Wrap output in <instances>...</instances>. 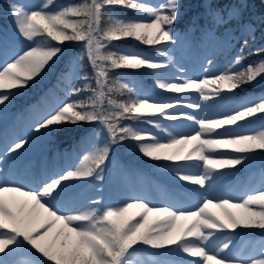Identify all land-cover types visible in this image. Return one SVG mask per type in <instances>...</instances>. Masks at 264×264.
Segmentation results:
<instances>
[{"label":"snow or ice","instance_id":"1","mask_svg":"<svg viewBox=\"0 0 264 264\" xmlns=\"http://www.w3.org/2000/svg\"><path fill=\"white\" fill-rule=\"evenodd\" d=\"M51 2L41 6L10 0L13 25L29 46L9 49L5 44L0 51V117L7 114L18 95L64 56L66 43L85 42L87 58L95 73V87L88 82L91 78L87 74L80 76L85 81L82 88L69 86L64 97L34 113L32 131L36 134L75 131L84 124L99 123L106 140L102 145L94 144L101 129H93L82 135L74 146V152L76 148L91 146L78 165L35 177L20 176L14 171L18 150H23L29 139L4 142L0 148V264H14L18 254L31 257L23 264H130L129 258L138 246L165 252L175 249L199 258L195 264L201 261L202 264H241V259L243 264H264V245L259 248L260 258H238L228 254L220 256L229 249L230 243H224L215 254H209L206 245L194 243V240L209 241L218 231L232 235L237 229L264 231V190L247 195L238 203L232 198H209L208 193L210 179L222 175L221 170L243 166L254 158L257 150H264V121L259 124L262 130H255L253 134L235 130L249 131L245 126L264 116V94L238 97V106L219 112V118H209L206 109L210 105L195 100L183 102L195 93H199L200 101H208L205 90L211 85H216L212 95L220 99L227 95L236 97L246 87H264V60L243 66L245 55H264V45L252 46L256 41L254 23L241 24L251 36V43L244 38L239 53L219 74L212 70L214 60L205 57L203 78H184L187 73L183 67L178 70V82H166L165 76L157 78L159 89L180 94L166 97L175 103H152L155 97L142 93L143 98L130 103L109 99L112 107L107 110L101 104L114 91L108 84L110 69L163 70L173 61L168 54L170 46L183 44L174 28L180 18L179 0H167L159 7L139 0H91V3L59 9L52 8ZM116 6L139 15H112L109 23L101 27L102 11ZM247 7V0H233L223 7L209 4L206 14L217 23L227 25L241 20ZM259 8L262 13L259 20L264 24V0H259ZM129 39L151 46L166 60L157 62L140 52L104 54L106 41ZM75 72V58L69 57L60 79ZM85 91L91 95L86 100L78 99ZM214 105L213 100L211 106ZM185 107L193 111L181 112ZM198 111L205 114L197 115ZM123 119L138 126L121 124ZM168 122H175L177 127H190L193 134L178 132ZM128 141H131L128 146L144 158L169 166L178 184L190 182L199 186L194 190L197 196L194 211L181 210L173 203L150 206L152 201L144 193L118 194L119 203L112 202L111 198L108 202L70 199L73 184L90 178L103 181L111 146ZM187 165L199 166V174L187 171ZM211 208L220 209L222 215L212 212ZM177 264H188V261Z\"/></svg>","mask_w":264,"mask_h":264},{"label":"rangeland","instance_id":"2","mask_svg":"<svg viewBox=\"0 0 264 264\" xmlns=\"http://www.w3.org/2000/svg\"><path fill=\"white\" fill-rule=\"evenodd\" d=\"M10 1V0H9ZM147 2L150 6L159 7L161 4L166 3L167 0H142ZM213 0H203V15L202 22H196L197 16L192 19L195 20V24H191L185 28H175L176 32L180 35L182 46H176L169 48V55L173 57V61L169 62V66L163 70H152L147 68H140L139 72H129L124 74L117 72L118 76L122 77L130 87H132L135 93V99L143 98L142 93H149L155 97V102H168L175 103L173 100L166 99V97H172L180 94L167 92V90H161L156 83L157 78L161 76L167 77L166 82H178L180 75L179 68L183 67L186 70L184 78H196L199 76L203 78L202 65L206 63V59L210 58L214 60L212 70L215 74H219L220 71L227 68L229 61H233L236 55L240 51V45L238 41L242 38H251L249 33L241 28V24L261 18L262 13L259 8V0H247L248 7L244 12L245 20H237L235 25H224L219 24L214 19L206 14L207 5L211 4ZM228 1V0H227ZM232 3L233 0H229ZM20 3L25 5H43L48 3V0H19ZM180 3V0H179ZM213 6V5H212ZM218 6V5H216ZM213 6V7H216ZM223 7V6H220ZM9 14L10 28L6 31H0V51L3 50V46L6 44L9 49H26L29 45L15 29L12 18ZM135 16L139 13L134 12ZM144 16L148 14L144 13ZM256 15V18H255ZM182 12L180 10V17ZM253 20V21H254ZM148 22V21H146ZM177 25V24H175ZM174 25V26H175ZM255 25V24H254ZM256 27V25H255ZM106 45L112 42H105ZM115 44V43H113ZM131 46L127 47L126 52H140L143 55L153 58L157 62H164L165 56L160 55L152 50L151 46L142 47V43L132 40ZM78 54L76 53L75 58L76 72L75 75H65L63 81V92L69 86H76L77 79L81 75V65H79ZM214 54V55H213ZM10 62V61H9ZM90 63V62H89ZM243 60V66H247ZM53 66V65H52ZM233 67H237L233 64ZM53 68L49 70L52 71ZM90 69L94 73L92 65L90 63ZM2 70V68H0ZM48 70V72H49ZM65 69H60L59 72L55 73L54 79H60L61 73ZM47 73V72H46ZM60 74V75H59ZM171 77H177L172 79ZM31 84L29 87H31ZM216 85L209 86L205 90V94L208 95V101H200L199 93L188 95L184 103L188 101H197L202 105H210L206 111L209 118H219L218 113L221 111L230 110L238 106V97L247 95L249 97L259 96L264 93L256 92L254 94H247L246 89L243 92H237L236 97L227 95L223 99L214 97L212 95ZM28 89V88H27ZM26 89V90H27ZM26 90L18 95L9 106L7 114L0 117V148H2L5 141H11L13 139L27 137L29 139L28 145L23 150H18V155L14 160V171L20 176H43L51 172H59L62 169L72 166L73 168L78 165L84 155L88 151H91V146H86L83 149H78L75 152L73 149H65L60 143H56V139L59 138L58 131L52 133L39 135L32 131V124L34 113L37 110L43 109L45 106L55 103L59 98L51 95L48 101H42L41 107L35 109L34 101L28 103L23 109L28 114L20 113L21 110H14V105L26 94ZM46 92V91H45ZM44 92V93H45ZM215 101V105L211 106V102ZM109 104L105 109L111 110ZM181 112H192V109L183 108ZM14 112V113H13ZM204 111H198L197 115H204ZM264 121V116L258 117V119L251 125H246L249 131H240V134H253L255 130H262L259 128V124ZM170 127L184 128L188 127H177L175 122H168ZM144 127H148L145 125ZM190 128V127H189ZM193 134L192 130L187 133ZM161 142H167L162 140ZM96 144V143H95ZM115 160L112 164L108 162V168L105 172L103 181L97 182L93 179H88L84 182H77L72 185L69 197L72 200L83 201L85 199L102 200L108 202L111 198L112 202L119 203L120 196L118 194L130 195L133 193H144L148 196L149 200L152 201L150 206L164 207L168 203L180 206L181 210L194 211L197 203V196L195 189L199 186L191 185L190 182H176V178L173 173L169 171V166L164 163L158 167L157 175L151 178L143 174H133L126 172L123 165L116 164ZM115 164V165H114ZM250 164L245 163L243 166H236L234 169H224L222 175H215L214 178L210 179V186L208 188L209 198L212 196L218 197L219 199L232 198L234 203L242 202L247 195L255 194L260 190H264V173L253 167H248ZM186 170L199 174V166L187 165ZM199 202L202 203V200ZM218 202V201H214ZM219 215H222L220 209H210ZM232 211H239L237 209H231ZM194 243L200 244V246H207L209 254H215L218 248H221L224 243H230L229 249L221 253L222 257L225 254L245 258L248 256H254L260 258L258 255L259 248L264 245L263 237H246L241 235L238 230L236 234L232 235L230 232H217L209 241L201 242L194 240ZM31 257L20 256L14 259V264H23L24 260L30 259ZM130 264H159L160 261H166L167 264H177L180 261H188V264H195L199 258H193L185 253L173 249L172 251L158 252L156 254H132L130 256ZM202 264V261H201ZM243 264V259H241Z\"/></svg>","mask_w":264,"mask_h":264},{"label":"trees","instance_id":"3","mask_svg":"<svg viewBox=\"0 0 264 264\" xmlns=\"http://www.w3.org/2000/svg\"><path fill=\"white\" fill-rule=\"evenodd\" d=\"M49 1V0H48ZM195 0H182L181 4H182V11L183 14H188L187 16V23H190V17H193V11L190 12V8L193 5V2ZM202 1L203 0H198V7L199 9H203L202 8ZM222 0H218L216 2H218V4H222L221 2ZM91 3V0H52L51 2V6L53 7H60L62 6L64 3V6H72L78 3ZM4 3L3 0H0V4ZM112 15H116V16H120V17H135V14H133V11L128 10L126 8H122V7H111V8H105L102 11V20H101V27H105L110 20V16ZM256 18V15H255ZM254 20V19H253ZM236 20L231 21L229 24L234 23ZM253 23L256 25V31H255V36H256V41L255 43L252 45L253 47L256 46H260V45H264V24L260 23L259 18H257L256 20L253 21ZM7 25V24H6ZM250 40L251 43V38H248ZM131 39L129 40H114L111 41L112 43H108L105 47V49L103 50L104 54L106 55L108 52H117V54H124L126 52V48L128 47L129 43H130ZM84 43L85 42H70V43H66L64 45V56L61 57L60 60L63 61V63H65V60L67 61L69 59L70 54H74L76 52L79 53V59H80V64L84 65V69H85V74H87L91 79L88 81L89 83L92 84L93 87H95V78H94V74L90 69V63L89 60L87 58V52L86 49L84 48ZM115 43V44H113ZM123 50V51H119V50ZM245 54L247 53V49L244 50ZM260 60H264V55H245L244 61L249 63L252 62H259ZM59 61V60H58ZM57 61V62H58ZM120 70V71H124V72H137L140 69H129V68H116V69H110L109 70V76H108V84L109 87L113 88L114 91H112L111 93H109L103 100V103L101 104V107L103 106H107L108 100L111 99L112 101L116 102V103H120V102H131L133 99H135V95L134 92L131 91L129 92L128 89H131L129 86H127L126 88L122 87L123 85H127L125 82L122 81V79L120 77H118V75H116V72ZM47 73H45L40 79L36 80L35 83H33V85L31 87H28V91L30 92V94H33V92L37 91L40 87V85L43 83V80L45 78ZM63 82H60V84H62ZM85 83V82H84ZM83 82L79 83L78 85H76V87H83ZM247 90V92H264V87H246L245 88ZM59 91V89H58ZM105 91H107V89H105ZM64 95V94H63ZM91 95L90 92L85 91L81 94V96L78 97V99H87V97ZM25 95H23L21 98H23ZM18 102V101H17ZM121 124H125V125H133V121L129 120V119H123L121 120ZM89 124H84L82 125L78 130L75 131H69L67 129L65 130H59L57 133L59 135L60 139H66L69 137L74 136L77 132L83 130L85 127H87ZM96 129H101V133L99 135H97L95 138L98 140L102 135H104V130L100 127H96ZM57 138V139H59ZM77 139V140H76ZM76 139H72L71 141L68 142V144H72V145H76L77 142L79 141L80 138L76 137ZM106 140V139H105ZM104 140V142H105ZM131 143V141L126 142L123 145H112L111 148L116 149L119 151V153L122 155V157L125 160H130L133 161L137 164H144L147 167L150 168L149 164L147 163H152L155 161H150L147 158H144L143 156H141L138 152H135L132 150V148H130L128 145ZM111 154V153H110ZM258 161L263 162L264 164V150H257L254 158L251 159L248 164H254ZM262 170H264V165L262 167ZM239 231L243 232V233H255V232H261V230L259 229H238ZM142 246H138L135 249L141 248ZM149 248V247H147Z\"/></svg>","mask_w":264,"mask_h":264},{"label":"bare ground","instance_id":"4","mask_svg":"<svg viewBox=\"0 0 264 264\" xmlns=\"http://www.w3.org/2000/svg\"><path fill=\"white\" fill-rule=\"evenodd\" d=\"M167 92H169V91H167ZM183 109V108H182ZM181 109V110H182ZM184 123H188V122H184ZM177 131L178 132H184V133H189V131H191V128H186L185 130H184V128H177ZM44 133H41V134H39V135H43ZM211 209H214V208H211ZM217 208H215V210H216ZM221 212V211H220ZM219 215H220V213H219Z\"/></svg>","mask_w":264,"mask_h":264}]
</instances>
